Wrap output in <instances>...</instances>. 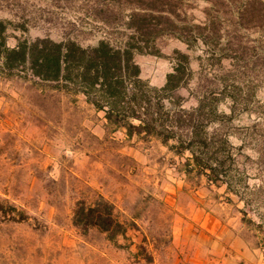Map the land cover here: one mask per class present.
Here are the masks:
<instances>
[{
	"label": "rangeland",
	"instance_id": "374dc122",
	"mask_svg": "<svg viewBox=\"0 0 264 264\" xmlns=\"http://www.w3.org/2000/svg\"><path fill=\"white\" fill-rule=\"evenodd\" d=\"M127 1L0 0V19L10 47L123 49L139 10ZM166 1L159 7H169L178 28L155 41L158 55L134 61L149 89L160 90L177 54L187 56L184 84L164 97V112H185L182 127L197 128L211 164L225 162L227 174L216 184L205 172L186 175L190 152L129 138L71 81L21 69L0 76V264L66 263L73 253L89 264H171L173 225L196 208L264 252V0ZM100 196L127 228L116 246L73 225L76 204Z\"/></svg>",
	"mask_w": 264,
	"mask_h": 264
},
{
	"label": "trees",
	"instance_id": "16d2710c",
	"mask_svg": "<svg viewBox=\"0 0 264 264\" xmlns=\"http://www.w3.org/2000/svg\"><path fill=\"white\" fill-rule=\"evenodd\" d=\"M163 2L167 1H127L139 10L130 15L128 25L134 29L135 35L123 49L111 48L105 42L91 51L71 45L65 54L60 46L51 51L42 42L27 45L19 41L16 46L10 47L8 25L0 19V76L9 77L21 69L45 81H71L81 88L80 92L88 102L105 112L108 124L126 127L129 138L135 134L157 138L177 156L183 157L190 152L191 157L187 158L183 172L186 175L194 170L205 172L209 181L216 184L220 176L227 174L226 163L218 161L215 166L211 164L213 153L211 155L205 142L198 141L197 128L182 127L185 112H164V97L184 84L186 69L183 61L187 56L177 54L180 61L167 75L166 83L160 90L149 89L148 83L141 79L140 67L134 61L136 53L158 55L155 41L163 34H174L172 31L178 28L172 15L165 13L170 11L169 7H159ZM251 7L242 10L241 19L246 17ZM161 19L166 22H161ZM74 74L76 79H73ZM169 120L171 127L167 125ZM185 131L189 132L186 136ZM172 140L175 143H170ZM190 166L194 168L190 169ZM72 221L83 235L91 229L97 230L115 246L118 237L126 238L127 235V228L116 214L115 206L101 196L92 203L79 201Z\"/></svg>",
	"mask_w": 264,
	"mask_h": 264
},
{
	"label": "crops",
	"instance_id": "0c3cea01",
	"mask_svg": "<svg viewBox=\"0 0 264 264\" xmlns=\"http://www.w3.org/2000/svg\"><path fill=\"white\" fill-rule=\"evenodd\" d=\"M171 243L175 249L169 257L171 264H264L263 250L254 248L200 208L175 221ZM76 256L73 253L71 261L63 263L62 259H55L52 264H89Z\"/></svg>",
	"mask_w": 264,
	"mask_h": 264
}]
</instances>
